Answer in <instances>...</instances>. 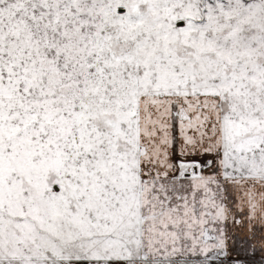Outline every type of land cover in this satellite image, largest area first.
I'll return each mask as SVG.
<instances>
[{
    "label": "snow or ice",
    "instance_id": "snow-or-ice-1",
    "mask_svg": "<svg viewBox=\"0 0 264 264\" xmlns=\"http://www.w3.org/2000/svg\"><path fill=\"white\" fill-rule=\"evenodd\" d=\"M0 264H264V0H0Z\"/></svg>",
    "mask_w": 264,
    "mask_h": 264
}]
</instances>
